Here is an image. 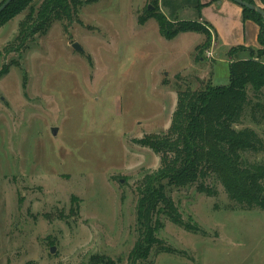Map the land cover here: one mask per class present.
<instances>
[{
    "label": "rangeland",
    "instance_id": "rangeland-1",
    "mask_svg": "<svg viewBox=\"0 0 264 264\" xmlns=\"http://www.w3.org/2000/svg\"><path fill=\"white\" fill-rule=\"evenodd\" d=\"M155 2L93 0L23 45L35 0L0 29V264H128L141 232L138 190L162 167L137 141L169 132L180 92L228 85L236 60L264 62L261 45L254 54L238 47L244 19L221 22L214 3L200 14L220 21L216 56L232 47L223 62L211 30L210 40L194 32L167 40L155 18L140 26ZM245 127L264 140V98L237 129ZM245 156L264 165V151ZM169 195L197 230L160 216L162 245L148 264H264L263 210H242L214 175Z\"/></svg>",
    "mask_w": 264,
    "mask_h": 264
},
{
    "label": "trees",
    "instance_id": "trees-1",
    "mask_svg": "<svg viewBox=\"0 0 264 264\" xmlns=\"http://www.w3.org/2000/svg\"><path fill=\"white\" fill-rule=\"evenodd\" d=\"M34 1L15 0L0 14V29ZM92 1L42 0L36 15L33 11L21 26L18 42L27 45L35 37L46 35L55 22L72 21L74 12ZM155 1V7L138 18L140 26L155 18L159 23L160 34L167 40L191 32L209 37L210 40L211 31L207 22H172L160 12L158 1ZM243 1L256 5L254 0ZM242 9L244 20L255 21L261 29L258 41L264 47V18L255 11ZM261 9L264 11V6ZM244 50L254 54L252 49ZM260 54L264 56V51H260ZM7 72L8 66H5L1 73L5 75ZM230 77L228 85L208 86L205 90L192 93L180 92L169 132L137 141L161 155L162 167L138 190L137 214L141 232L128 256V264H148L153 251L162 245L158 237L164 227L160 216L167 217L186 230H197L183 220L169 195L173 189L195 185L199 180L214 175L230 200L242 210L264 211V165L251 164L245 156L264 151V140L249 127L237 129L249 109H253V102L264 98V92H261V89L264 90V62L253 58L236 60L230 65ZM252 92L253 97L250 96ZM198 189L209 197L216 195L214 190L204 184L199 185ZM90 264H121V260L101 258L92 260Z\"/></svg>",
    "mask_w": 264,
    "mask_h": 264
},
{
    "label": "crops",
    "instance_id": "crops-1",
    "mask_svg": "<svg viewBox=\"0 0 264 264\" xmlns=\"http://www.w3.org/2000/svg\"><path fill=\"white\" fill-rule=\"evenodd\" d=\"M147 1L149 0H144V3ZM157 1L160 12H163L164 15L172 22L191 21V20L207 22L209 30H211L215 36V42L213 43L214 46L213 52L215 54V58L217 57L216 50L218 46H217V32H216L217 30L213 29V25L214 24L219 25L220 21L218 22L216 18L211 17V15H209L206 12V9L203 10V14H204V19H203L202 14H200V7L203 5L204 8H206L208 3L217 4L218 6L217 10L218 11L221 10L220 12L222 14L221 22L225 19H228V21L232 19L234 26L239 23L240 19H244V13L242 7H239V4H235V2H233L232 0H157ZM254 1L258 7L263 8L264 6L263 0H254ZM168 12H171L172 17L168 14ZM230 14H232V16ZM244 21L245 22L243 23L242 42L239 43L238 47L243 46L255 51L260 47L258 37L261 29L259 28L258 24L255 21L252 20H244ZM145 24L142 26H145ZM188 34L190 33H183L180 34L179 36H185ZM179 36L177 37L180 38ZM231 48L232 47L226 49V51L223 50L222 56L217 57V60L223 62L224 59L223 57L225 56L226 53H228V51Z\"/></svg>",
    "mask_w": 264,
    "mask_h": 264
},
{
    "label": "water",
    "instance_id": "water-1",
    "mask_svg": "<svg viewBox=\"0 0 264 264\" xmlns=\"http://www.w3.org/2000/svg\"><path fill=\"white\" fill-rule=\"evenodd\" d=\"M14 1L15 0H6L4 2V4L0 7V14L3 13L6 10V8L9 7ZM232 1L235 2L236 4H239L240 6H242L244 8H246V9L252 11V12L255 11V12L259 13L264 18V11L260 7H258L257 5H252V4L245 2L243 0H232ZM149 9H152L151 6L149 7ZM73 48L80 53L84 52L83 48L77 43L73 44ZM57 131H58L57 129H54L53 134L56 135ZM54 252H55V249L53 248L51 250V253H54Z\"/></svg>",
    "mask_w": 264,
    "mask_h": 264
}]
</instances>
